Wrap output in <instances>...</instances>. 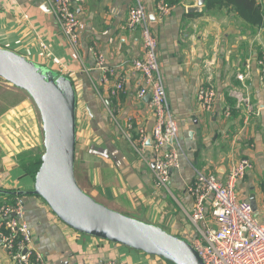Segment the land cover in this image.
<instances>
[{"label": "crops", "instance_id": "crops-1", "mask_svg": "<svg viewBox=\"0 0 264 264\" xmlns=\"http://www.w3.org/2000/svg\"><path fill=\"white\" fill-rule=\"evenodd\" d=\"M140 1L154 21L168 101L179 125L180 166L171 172L168 187H158L154 178L155 114L149 94L138 96L143 75L128 72L125 89L118 95L111 93L127 64L143 55L140 27L127 25L137 0H84L75 5L80 19L77 52L71 50L44 0H2L0 47L72 80L75 173L79 185L96 201L193 243L200 230L189 218L193 198L187 187L196 171L226 181L233 164L247 158L252 167L238 181L237 195L253 205L254 216L264 223V71L258 64L264 54V0H258L263 20L256 25L231 6L206 10L204 5L201 11H189L199 0H164L172 10L156 22L160 0ZM241 73L246 74L245 80L238 78ZM209 82L215 85L217 97L212 111L202 112L197 93ZM15 93L10 83L0 82V125L13 108L5 97ZM131 117L132 128L128 126ZM141 129L147 135L143 150L138 143ZM7 149L0 138V188L23 196L35 247L49 264L108 260L171 264L65 224L41 197L30 193L35 178L23 169L18 154ZM39 149L36 153L43 155L44 143ZM9 195L0 193V204ZM206 224L217 227L210 211L198 225ZM0 264H14L1 249Z\"/></svg>", "mask_w": 264, "mask_h": 264}, {"label": "built area", "instance_id": "built-area-1", "mask_svg": "<svg viewBox=\"0 0 264 264\" xmlns=\"http://www.w3.org/2000/svg\"><path fill=\"white\" fill-rule=\"evenodd\" d=\"M44 1L55 16L71 50L77 52L80 44V19L75 5L82 4L84 0ZM171 10V5L160 0L156 4L155 21L163 20ZM153 22L144 3L137 0L129 10L127 25L132 29L140 27L143 55L127 64V71L116 80L111 93L118 95L125 89L128 72H139L143 75L144 84L138 96L142 98L150 95V107L155 114L151 138L154 150V178L158 187H168L171 172L180 166L179 125L168 101L158 57V39L152 29ZM103 63V56L100 55V64ZM258 64L264 71V54L258 59ZM249 68L248 65L247 70ZM111 73L115 71L111 70ZM238 78L245 80L246 74L241 73ZM216 97L215 85L210 82L202 85L197 93L199 110L212 111ZM132 122L131 117L128 121L130 128ZM146 142V131L141 129L138 139L141 150L146 147ZM138 152L143 154L144 151ZM251 167L249 159L239 160L233 164L226 181H221L216 175L197 170L195 180L187 187V192L193 198L189 218L200 230V236L191 244L204 264H264V223L254 216V207L250 202L238 198L236 189L238 181L246 176ZM208 211L217 227L206 224L201 228L198 224L205 222ZM0 249L14 264H49L44 254L35 247L23 196L15 191L0 204ZM102 264L124 263L108 260Z\"/></svg>", "mask_w": 264, "mask_h": 264}, {"label": "water", "instance_id": "water-1", "mask_svg": "<svg viewBox=\"0 0 264 264\" xmlns=\"http://www.w3.org/2000/svg\"><path fill=\"white\" fill-rule=\"evenodd\" d=\"M205 2L199 0L196 7L188 10L201 11ZM55 73L0 47V78L30 95L43 122L45 152L30 193L41 197L65 224L77 231L174 264H204L189 241L110 209L82 189L75 173L76 92L69 77Z\"/></svg>", "mask_w": 264, "mask_h": 264}, {"label": "rangeland", "instance_id": "rangeland-1", "mask_svg": "<svg viewBox=\"0 0 264 264\" xmlns=\"http://www.w3.org/2000/svg\"><path fill=\"white\" fill-rule=\"evenodd\" d=\"M0 82L9 84L2 78ZM14 87L16 93L5 97L13 108L0 125V138L8 148L6 151H13L19 157L26 151H40L39 146L44 143V130L41 114L30 95Z\"/></svg>", "mask_w": 264, "mask_h": 264}, {"label": "trees", "instance_id": "trees-1", "mask_svg": "<svg viewBox=\"0 0 264 264\" xmlns=\"http://www.w3.org/2000/svg\"><path fill=\"white\" fill-rule=\"evenodd\" d=\"M223 6H231L234 9V12L252 25L260 24L263 20V13L258 0H206L205 2L206 10L221 8ZM42 156L43 155L40 152L26 151V153H22L19 157L17 156V158L19 163L23 165V169L26 173L35 178L42 164ZM13 192L14 191L11 192L0 188L1 194H10L9 196H11ZM169 262L174 264L171 261Z\"/></svg>", "mask_w": 264, "mask_h": 264}]
</instances>
